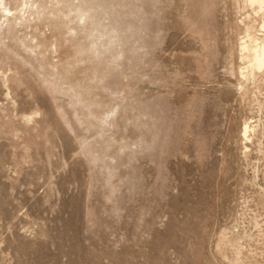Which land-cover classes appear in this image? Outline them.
Wrapping results in <instances>:
<instances>
[{
    "label": "rangeland",
    "instance_id": "374dc122",
    "mask_svg": "<svg viewBox=\"0 0 264 264\" xmlns=\"http://www.w3.org/2000/svg\"><path fill=\"white\" fill-rule=\"evenodd\" d=\"M5 3L0 264H264V10Z\"/></svg>",
    "mask_w": 264,
    "mask_h": 264
},
{
    "label": "bare ground",
    "instance_id": "6f19581e",
    "mask_svg": "<svg viewBox=\"0 0 264 264\" xmlns=\"http://www.w3.org/2000/svg\"><path fill=\"white\" fill-rule=\"evenodd\" d=\"M246 1L251 5H256L259 10H264V0H246ZM0 8L5 13V16H8V14H10V12H11V9L5 3V0H0ZM9 20L10 19L8 17H6L7 28L10 26ZM247 37H248V39H246V40H248L249 42H247L246 40H243L241 42V48L248 50V54L246 53V55H244L246 58H248L247 59L248 65L245 67V71H242L241 73H244L247 70L249 71V69L251 70L253 68L259 69L264 64V44L257 42L255 40H252L248 34H247ZM2 38L3 37H0V42H1ZM249 128H250L249 124L244 123L243 129H242L244 137H246V134L249 131Z\"/></svg>",
    "mask_w": 264,
    "mask_h": 264
}]
</instances>
